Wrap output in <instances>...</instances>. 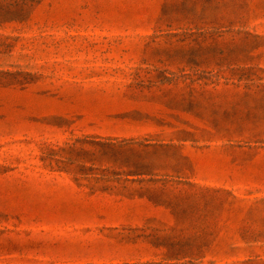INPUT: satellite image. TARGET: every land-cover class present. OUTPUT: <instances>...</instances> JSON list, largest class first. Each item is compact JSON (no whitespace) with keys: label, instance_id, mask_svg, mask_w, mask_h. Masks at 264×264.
I'll return each instance as SVG.
<instances>
[{"label":"rangeland","instance_id":"obj_1","mask_svg":"<svg viewBox=\"0 0 264 264\" xmlns=\"http://www.w3.org/2000/svg\"><path fill=\"white\" fill-rule=\"evenodd\" d=\"M0 0V264H264V0Z\"/></svg>","mask_w":264,"mask_h":264},{"label":"trees","instance_id":"obj_2","mask_svg":"<svg viewBox=\"0 0 264 264\" xmlns=\"http://www.w3.org/2000/svg\"><path fill=\"white\" fill-rule=\"evenodd\" d=\"M7 0H1V2H4ZM20 2L22 4H25V0H9V2H11V4L16 3V2ZM195 1H200L202 3L203 6L209 5L211 3H214V5H216V7H227L230 6L233 10L234 9H238V8H243L248 6V1L247 0H195ZM29 3H32L33 1H27Z\"/></svg>","mask_w":264,"mask_h":264}]
</instances>
